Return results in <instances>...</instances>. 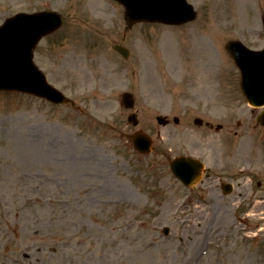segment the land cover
<instances>
[{
    "label": "rangeland",
    "instance_id": "374dc122",
    "mask_svg": "<svg viewBox=\"0 0 264 264\" xmlns=\"http://www.w3.org/2000/svg\"><path fill=\"white\" fill-rule=\"evenodd\" d=\"M188 1L191 23L128 29L114 0H0V26L21 12L62 16L35 62L76 102L0 92V264H264V108L248 104L226 49H264V0ZM138 130L151 155L134 150ZM178 156L210 178L184 187L169 167Z\"/></svg>",
    "mask_w": 264,
    "mask_h": 264
},
{
    "label": "water",
    "instance_id": "95a60500",
    "mask_svg": "<svg viewBox=\"0 0 264 264\" xmlns=\"http://www.w3.org/2000/svg\"><path fill=\"white\" fill-rule=\"evenodd\" d=\"M126 10V19L130 26L137 22H159L170 25L184 24L196 17L195 10L187 0H117ZM62 25V18L55 12H41L35 14H19L6 20L0 27V91H16L27 93L46 99L54 104H69L72 102L62 92L51 86L45 75L35 65L34 49L41 39ZM264 25V16H263ZM125 58L130 55L129 50L116 46ZM236 65L241 71L242 91L247 101L255 107L264 106V51H252L241 42L233 41L227 45ZM123 102L127 109H132L135 100L132 94H124ZM133 126L139 125L137 114L128 118ZM160 125L166 126L169 121L157 117ZM179 123V119H175ZM264 125V113L258 118ZM195 124L202 125L201 119ZM222 127L218 126V130ZM135 150L147 155L152 153L153 140L142 131L131 136ZM172 173L186 187H194L201 179L204 164L194 158L181 156L170 161ZM232 191L230 184L224 185L225 194ZM170 230L164 229L168 235Z\"/></svg>",
    "mask_w": 264,
    "mask_h": 264
},
{
    "label": "bare ground",
    "instance_id": "6f19581e",
    "mask_svg": "<svg viewBox=\"0 0 264 264\" xmlns=\"http://www.w3.org/2000/svg\"><path fill=\"white\" fill-rule=\"evenodd\" d=\"M149 75H150V78L154 81L157 79V73L156 71L153 72V71H149Z\"/></svg>",
    "mask_w": 264,
    "mask_h": 264
}]
</instances>
